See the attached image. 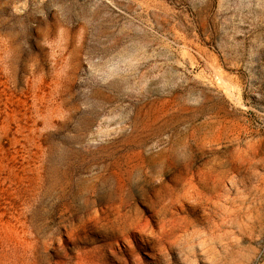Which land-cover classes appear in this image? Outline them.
I'll list each match as a JSON object with an SVG mask.
<instances>
[{
	"label": "rangeland",
	"instance_id": "rangeland-1",
	"mask_svg": "<svg viewBox=\"0 0 264 264\" xmlns=\"http://www.w3.org/2000/svg\"><path fill=\"white\" fill-rule=\"evenodd\" d=\"M0 264H264V0H0Z\"/></svg>",
	"mask_w": 264,
	"mask_h": 264
}]
</instances>
